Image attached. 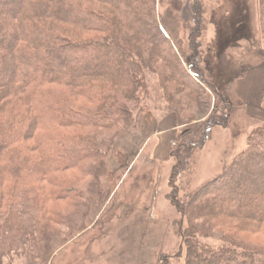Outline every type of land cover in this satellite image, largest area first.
I'll return each mask as SVG.
<instances>
[{
    "label": "trees",
    "instance_id": "1",
    "mask_svg": "<svg viewBox=\"0 0 264 264\" xmlns=\"http://www.w3.org/2000/svg\"><path fill=\"white\" fill-rule=\"evenodd\" d=\"M260 7L264 36V0ZM204 13L202 0H0V264L40 247L52 200L78 195L84 215L103 198L102 177L115 176L109 158L123 155L116 143L151 117L149 101L174 104L187 120L211 92L213 112L171 154L167 198L180 213L185 262L264 264V121L245 149L190 189L193 152L234 109L201 66ZM65 222L69 236L85 228Z\"/></svg>",
    "mask_w": 264,
    "mask_h": 264
},
{
    "label": "rangeland",
    "instance_id": "2",
    "mask_svg": "<svg viewBox=\"0 0 264 264\" xmlns=\"http://www.w3.org/2000/svg\"><path fill=\"white\" fill-rule=\"evenodd\" d=\"M202 3L205 24L199 54L201 66L217 90L224 95L229 90L234 109L228 125L213 128L206 144L193 152L194 170L188 175L190 189L202 186L221 170L224 162H230L245 149L251 130L264 121L260 0H202ZM241 16L246 24H241L244 30L238 31ZM245 28L249 33L246 34ZM164 32L166 38L159 35L162 43L170 39ZM188 38L184 31L183 45L187 51ZM241 38L244 39L238 42ZM172 47L178 54V49ZM221 48L225 50L220 51ZM136 52L139 58L143 55L142 50ZM155 64L164 68L163 60ZM187 66L184 60L183 67ZM165 73L170 75V70ZM208 95L210 104L201 105L187 120L180 117L178 106L162 100L149 101L151 117L138 120L132 131L116 143L123 155L109 158V168L115 176L102 177L103 198L91 204L84 215L82 207L79 211L83 200L78 195L68 203L65 199L52 200L49 204L52 209L47 213L50 214L45 215L40 247L32 251L27 248L29 256L18 251L6 264H186V248L179 233L180 213L167 198L174 163L171 154L213 112L218 96L212 92ZM179 98L177 94L176 99ZM70 218L80 221L79 226L85 228L69 236L65 221ZM238 238L251 243L256 240L243 233Z\"/></svg>",
    "mask_w": 264,
    "mask_h": 264
},
{
    "label": "crops",
    "instance_id": "3",
    "mask_svg": "<svg viewBox=\"0 0 264 264\" xmlns=\"http://www.w3.org/2000/svg\"><path fill=\"white\" fill-rule=\"evenodd\" d=\"M242 99H243V97H242ZM245 100V99H244Z\"/></svg>",
    "mask_w": 264,
    "mask_h": 264
}]
</instances>
